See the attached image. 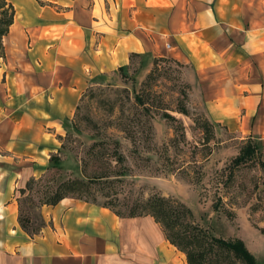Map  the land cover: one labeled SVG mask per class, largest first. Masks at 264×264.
Returning a JSON list of instances; mask_svg holds the SVG:
<instances>
[{"label":"crops","instance_id":"1","mask_svg":"<svg viewBox=\"0 0 264 264\" xmlns=\"http://www.w3.org/2000/svg\"><path fill=\"white\" fill-rule=\"evenodd\" d=\"M9 1L16 17L0 55V264H188L153 217L124 218L72 197L42 206L45 226L31 237L19 190L62 156L85 92L134 55L192 67L212 124L242 117L247 129L256 118L263 130L264 0ZM235 234L264 264V234L251 224Z\"/></svg>","mask_w":264,"mask_h":264},{"label":"rangeland","instance_id":"2","mask_svg":"<svg viewBox=\"0 0 264 264\" xmlns=\"http://www.w3.org/2000/svg\"><path fill=\"white\" fill-rule=\"evenodd\" d=\"M158 59L165 61L155 69L152 57H134L85 92L64 141L63 169H50L22 196L34 229L41 225V201L63 182L108 174L111 183L88 184L82 199L131 218L146 216L144 202L162 196L187 206L189 222L209 235L238 239L235 232L250 224L264 234V129L255 131L256 118L247 129L242 117L212 124L194 91L192 67ZM251 138L261 144L259 155L236 168L233 161Z\"/></svg>","mask_w":264,"mask_h":264},{"label":"trees","instance_id":"3","mask_svg":"<svg viewBox=\"0 0 264 264\" xmlns=\"http://www.w3.org/2000/svg\"><path fill=\"white\" fill-rule=\"evenodd\" d=\"M15 17L16 10L13 4L9 0H0V55L2 57H5L4 38L9 34L10 28L15 22ZM134 57L139 56H132V58ZM162 61H165V59L154 60V68L156 69L158 63ZM144 66L143 63L141 67L144 68ZM124 69L126 68H121V71ZM153 72L149 75L148 79ZM141 99L142 98H139L138 100L144 104ZM181 112L186 113L184 109L181 110ZM260 143L262 142L260 141ZM64 145L65 144H63L62 147L63 149ZM260 145L261 144L254 142L253 138L249 139L242 148L241 153L234 159L233 165L238 168L252 161L259 155ZM118 161L121 163L122 157H119ZM84 166L85 164L82 165V170H80L83 174L84 171H86L85 169L83 170ZM49 169H63L60 156H52ZM37 181L36 179L30 180L26 188L19 190L21 195L19 199L20 224L23 230L31 237L39 235L45 223L40 216L41 225L37 229L33 228L34 224H32L30 214H24L22 196H25L27 190L30 191L32 185ZM112 181L111 176L108 174L95 175L93 177H87L85 174L83 179L70 178L63 182L53 194L47 195L45 200L41 201V207L45 205L56 206L67 197L83 200L80 193L85 187L86 192H88V184L92 185L93 183H97L101 185L104 183L109 184ZM105 207L110 208L106 205ZM141 214L153 217L154 220L161 225L167 239L186 255L188 264H258L256 257L249 251L241 239L226 240L214 235H209L201 228L195 227L194 224L188 220L189 217H192L191 210L179 201L162 196H154L144 202Z\"/></svg>","mask_w":264,"mask_h":264}]
</instances>
